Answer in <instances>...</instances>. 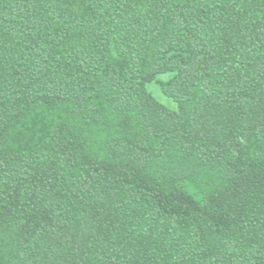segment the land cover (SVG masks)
Listing matches in <instances>:
<instances>
[{"label": "trees", "instance_id": "obj_1", "mask_svg": "<svg viewBox=\"0 0 264 264\" xmlns=\"http://www.w3.org/2000/svg\"><path fill=\"white\" fill-rule=\"evenodd\" d=\"M0 264H264V0H0Z\"/></svg>", "mask_w": 264, "mask_h": 264}, {"label": "rangeland", "instance_id": "obj_2", "mask_svg": "<svg viewBox=\"0 0 264 264\" xmlns=\"http://www.w3.org/2000/svg\"><path fill=\"white\" fill-rule=\"evenodd\" d=\"M153 92L155 94V96L162 101L163 103L167 104L170 107H175L174 102H172L170 99H168L166 96L161 95L160 93H158V91H156V89H153Z\"/></svg>", "mask_w": 264, "mask_h": 264}]
</instances>
